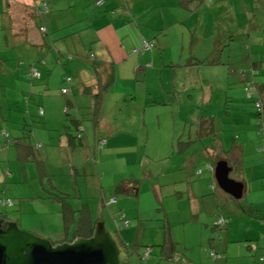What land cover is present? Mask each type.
I'll use <instances>...</instances> for the list:
<instances>
[{"label":"rangeland","instance_id":"rangeland-1","mask_svg":"<svg viewBox=\"0 0 264 264\" xmlns=\"http://www.w3.org/2000/svg\"><path fill=\"white\" fill-rule=\"evenodd\" d=\"M42 1L9 0L6 5V0H0V199L13 201L12 205H0V216L7 215L22 229L52 243L70 240L78 220H87L86 216L92 223L104 222L107 229L119 235L114 220L122 210L109 200L117 197L115 186L133 175L139 180V194L138 198L128 197L134 204L130 210L133 218L124 204L130 224L120 233L131 231L134 252L121 264H150L152 260L144 257L149 247L135 240L138 228L147 234L162 225L173 237L182 238L183 222L189 218V203L178 202L173 188L162 183L164 176L171 174L165 169L176 165L170 159L175 157L173 151L190 142L182 149L191 164L216 143L218 146L204 155L206 158L201 156L204 167L197 170L201 173L199 180L185 185H202L203 194L211 200L208 208L232 215L230 237L246 239L244 243L251 245L250 251L261 260L264 180L253 181L252 187L246 178L253 168L257 174H264L262 165L252 167L248 161L263 156L264 151L255 146L253 153L255 140L244 161L237 155L230 156L229 151L232 141L238 143L233 123L241 121L243 114L250 123L255 114L257 117V113H251L254 102L246 98L248 81L244 77L252 86L264 81V0L220 1L219 12L215 8L218 2L213 0H126L129 6L134 3V8L128 12L127 3L121 5L128 12L117 36L124 54L115 59L108 50V57L99 58L113 71L115 83L102 93L95 109L93 96L80 87L93 83L94 62L98 60L89 55L98 54L101 44L97 30L80 23L89 18L86 12L91 5L99 7L98 1L62 0L66 8L56 11L59 16L54 14L53 28L47 17L50 15L45 13L42 20L36 15V28L24 33L28 12L23 6ZM44 1L48 4L49 0ZM70 5L77 10H71ZM78 7H85L79 20ZM71 15L76 19L70 20ZM39 23L47 26L44 34L38 31ZM36 35L43 41L33 44L31 39ZM143 39L154 46L133 53ZM137 40L140 45L135 48ZM153 48L158 52L162 49L164 65L159 66V58L152 63ZM173 50L176 54L171 58ZM33 68L42 76L28 75ZM251 68L255 71L252 76ZM66 77L71 78L69 84ZM69 85L71 91L61 93L62 87ZM74 95L78 109L69 107L67 114L63 110L66 100ZM236 104L244 108L238 111L233 107ZM206 116L213 118L217 129L208 136L207 127L202 126ZM79 125L81 130L77 131ZM2 129L9 137L1 134ZM253 130L259 131L255 123ZM109 136H114L109 143L111 149L105 140ZM257 136L263 146L264 139ZM219 159L228 160L230 177L245 184L241 198L223 191L214 170L206 168L207 163L215 166ZM211 184L213 190L208 188ZM50 193L64 198L51 200ZM181 197L187 198V194ZM162 200L170 209L168 217L164 216ZM84 224L86 227V221ZM227 231L217 226L214 234L217 238L221 232L225 239ZM172 259L185 258L175 252Z\"/></svg>","mask_w":264,"mask_h":264},{"label":"crops","instance_id":"crops-1","mask_svg":"<svg viewBox=\"0 0 264 264\" xmlns=\"http://www.w3.org/2000/svg\"><path fill=\"white\" fill-rule=\"evenodd\" d=\"M25 1H29V0H25ZM220 1L225 2L227 0H215L216 3L218 2V5L217 4L215 5L217 6L215 8L217 9L218 12L221 11V6H219ZM126 3H127L126 0H106L104 4L99 5V7H97L94 3L93 5H91V9H87L86 14L89 16V18L84 19L80 24L84 28L92 26L97 30V34H98L97 41L101 44V47L97 48L98 54L94 55L96 60L101 61V59L99 58L108 57L109 56L108 50L110 51L112 57H115V59H118L124 54V51L121 50L120 42L117 36H118L119 31L124 27L125 23L127 22L125 19L126 18L125 16L128 15L129 8L131 9L134 8V3H130V6L128 3L127 4ZM124 4H126V6L128 5L127 6L128 12L125 11L121 7V5H124ZM28 5L31 8H28ZM28 5L23 6V9H25L28 12V13L26 12L28 14V19L26 21L25 30L23 32L29 34L32 28L34 27L36 28L34 18L36 17V15H38L37 10H35L38 5L37 6L33 5V3L32 4L29 3ZM69 7L71 8V10H74L75 12L76 8L73 5H70ZM65 8L66 7L62 5V0H60L59 4L56 1H52V2H50V0L48 1V12L47 13L50 16L47 15V17H49L50 19V25L52 28H53L54 14L58 15L56 11L57 10L59 11ZM78 9L80 13H78L76 16L79 20L80 17H83L85 13V7H83V10H81L80 7H78ZM111 10H114L113 15L109 13V11ZM76 16L71 15L72 18L70 17V20L76 19ZM40 17H41V20L44 19V16H40ZM95 19L98 21L101 20V23L98 21H95ZM41 24H42L41 26H44L45 30H47V26H45L44 23H41ZM96 24H100V27L102 29L99 27V25L95 26ZM39 26H40V23L38 25L39 33L44 34L46 31L42 32L39 29ZM110 30H112L111 33H109ZM17 32H20V31H17ZM106 32L109 34H106ZM40 37H38V35L34 36L31 39L33 44L41 43L43 40L39 39ZM138 44H139L138 40L134 42V46L136 45L135 48L140 45ZM160 51L158 52L157 48H153L150 51V56L152 58L153 64L155 63V60L159 58L160 61L158 62V64L159 66H162L164 65L163 64L164 61H162L163 60L162 49H160ZM173 51L174 52H172L171 58H173V56H175L176 54L175 50ZM178 52L180 53L179 50ZM182 55H183V51H181L180 56ZM104 66L106 67V64ZM29 71L27 72V74H29ZM115 79H116V76H115ZM245 79H247L246 75L244 77V80ZM95 82L96 80L94 78L93 83L84 84V85L94 84ZM43 83L45 84V82ZM114 83H115V80H113V84ZM263 84H264V81H260L257 86L263 85ZM80 88H81V91L83 92V84H82V87ZM76 97L77 96L74 95L72 96V99H67L69 100L68 102L71 103L70 107L73 106V109L75 107L77 108V105L75 106V104L77 103ZM83 99H85L84 96H83ZM233 107H235V109L238 111L241 110L239 108H244V106L240 104L233 105ZM246 107L250 108L251 106L248 105ZM252 109L253 111L251 113H256L253 107ZM248 111L249 110H247V112ZM66 113H69V109ZM256 120H257L256 114L252 120V123H250V121L247 120L245 114H243L241 116V121L238 119L236 120V122L233 123L234 124L233 128H235V126L237 127L238 143L232 141V145L229 151L230 156L237 155L239 157V160L244 161L243 159L244 156L249 154L247 149L250 148V144L253 143L254 140L255 142L252 144L253 153L254 151H256V149H254L255 146H258V151H260L259 150V147L261 146L260 138L257 136L258 133L253 130V123L256 124ZM240 124H241V128H240ZM105 140H106L107 148L111 149V147H109V143L110 141L114 140V136H109V139L106 137ZM67 145H68V142H67ZM216 146L218 145L216 144ZM250 150L252 149L250 148ZM209 151L210 149L208 147V149H206L205 151V154L201 153L195 157V162L196 161L199 162L197 164H195V162H192L191 164L187 163V158H186L187 154H185V151H183L182 153L173 151L172 156H175V157L170 158V159H173V161L176 162V165H174L173 167L168 166L165 169V172L167 174L168 173H171V174L164 176L162 183L165 185H170L173 188L175 199L178 202L189 203V211H188L189 218H186L185 221L183 222L182 227H184L183 229L184 235L182 238L173 237L171 234V231L169 230L166 232L165 226H162V225L156 228L149 229L147 234L144 233L145 231H143L141 227L138 228L137 238L135 240L140 245H145L146 247H149L150 251L148 253L147 259L150 261L152 260V263L150 264H264V261H261L260 258L258 259L255 252L252 254L250 249L247 247V244L244 243L246 239L230 237L232 234V228H233L232 215L224 214L222 210L218 213V211L215 208L209 209L208 202H211V200L209 199V196L207 194H203V190L201 188L202 185L197 186L195 185V183L190 184L189 186L185 185V183H187L188 181L199 180L201 173L197 174V170L199 169L200 166H203L204 164L203 162L201 163V156L203 155V157L206 158L204 155L208 154ZM248 161H250L252 167H257L258 164L262 165V169L264 170V155L263 156L257 155L254 159H251ZM244 164H246V162H244ZM242 176H244V174ZM135 179L136 178L133 175H131L129 178L123 179L122 180L123 182H120L119 185H116L115 186L116 190L114 192L117 194V197L114 198L113 202H110V203L115 202V204H118L119 210H122L121 214H123L126 218L128 215L126 213L124 204H126V206L129 208V215L132 216L130 210H131V206L134 204L128 200L129 199L128 197L133 196L135 198H138V194H139V180H138L137 185H135L134 183ZM259 179L264 180V174L263 175L260 173L257 174L255 171V168H253L252 175L251 176L247 175V178H246L247 181L248 180L250 181L252 187H253V181H256ZM208 188L210 190H213L210 187V185ZM128 189L132 190L134 194L129 193ZM119 193L123 194L122 198L119 196ZM50 194L52 197L51 200L57 201L58 195L53 194V193H50ZM181 194L183 195L187 194V198L181 197ZM162 203L164 205L163 207L164 212H165L164 216L168 217L170 213V209L167 206V202L165 200H162ZM250 212H251V208L249 209L248 213ZM219 215H222L221 217L225 219V223L222 226L217 224V226L226 227L228 230L225 233L226 234L225 239H223V235L221 232L217 233V238L214 234L217 226L214 224L212 225V223H214V221ZM118 233L119 235L116 234L117 238L122 240V242H125L126 244H128V246H132L131 249H129V253L134 252L133 245L129 238V234L131 235V231H127L123 234L120 233L119 231ZM145 237H148V239H146ZM180 242L182 243V246H180ZM212 250L217 255L220 254L222 256L221 257L219 256L220 258H217L216 256L212 254L211 252ZM248 250H249V253H248ZM175 252L179 253V255L182 258H185L186 262H183L185 261V259L183 261H181L180 259H178L177 261L173 260L172 254ZM263 254L264 253H261V255Z\"/></svg>","mask_w":264,"mask_h":264},{"label":"water","instance_id":"water-1","mask_svg":"<svg viewBox=\"0 0 264 264\" xmlns=\"http://www.w3.org/2000/svg\"><path fill=\"white\" fill-rule=\"evenodd\" d=\"M213 170L223 191L236 199L243 196L244 184L230 177L231 166L225 159L218 160ZM128 256L102 221L95 223L88 237L53 244L11 218L0 220V264H121Z\"/></svg>","mask_w":264,"mask_h":264},{"label":"trees","instance_id":"trees-1","mask_svg":"<svg viewBox=\"0 0 264 264\" xmlns=\"http://www.w3.org/2000/svg\"><path fill=\"white\" fill-rule=\"evenodd\" d=\"M96 1H98L97 3H98V5H102V4H104V0H96ZM210 1V0H209ZM213 1H215V0H213ZM9 3V0H6V5ZM37 6V5H36ZM44 6L46 7L45 8V10H43V8H44ZM35 10H37V14L38 15H40V16H42L43 14H45V13H47L48 12V4H47V2L46 1H42L41 3H39L38 4V6L36 7V9ZM110 14H114V10H111L110 11ZM44 28L43 30L41 29V28ZM39 29L43 32V31H46L45 30V27L44 26H39ZM145 42H147V43H149L150 45L147 47V48H145L144 47V43ZM154 46V44H152L150 41H147V40H145V39H143L142 40V42H141V46L139 47V48H137V49H134L133 50V53H138V52H144L145 50H148V49H151L152 47ZM56 53H59V51H57ZM89 57L90 58H93V59H95V57H94V55H92V54H90L89 55ZM96 60V59H95ZM105 65V63L103 62V61H100V60H98V61H95L94 62V76H95V80H96V82L94 83V84H90V85H84L83 86V92H85V93H87V94H91L92 96H93V98H94V109H95V107H96V105L99 103V100H100V97H101V95H102V93L103 92H105L111 85H112V83H113V80H114V73H112L113 71H109V69L107 68V67H105L104 66ZM37 69V68H36ZM40 73V72H39ZM255 73V71L251 68V70L249 71V74L252 76V74H254ZM29 75V74H28ZM30 76H32V75H30ZM39 76H41V73L39 74ZM39 76H32V77H39ZM245 80H247L248 82H250L251 83V81H249V79H245ZM65 81L69 84L70 83V81H71V78L70 77H66L65 78ZM247 82V83H248ZM45 86H47V85H45ZM253 87H254V91L256 92V94L254 95V94H252V97H247V95H246V98L247 99H249V100H252L254 103H255V101H256V99H260L261 101H263L264 102V84L263 85H259V86H257V84L255 83L254 85H253ZM262 87V88H261ZM260 88V89H259ZM259 90V91H258ZM71 91V87H70V85H69V87H62V90H61V93H63V94H66L67 92H70ZM260 92V93H259ZM69 100H67L66 101V106H65V108H64V112H67L68 111V109H69V107H70V102H68ZM71 101V100H70ZM68 105H69V107H68ZM254 107H255V105H254ZM41 110H42V112H41ZM255 112L257 113V120H256V124H257V126H259V131H258V134L263 138V135H262V131H261V127H260V122L262 121V120H264V113L263 114H261L260 112H258L257 111V109H256V107H255ZM39 114L40 115H43L44 114V109L43 108H40L39 109ZM68 114V113H67ZM201 117H203V116H201ZM71 120L73 121V122H76L77 124L79 123L78 122V120L77 119H75V117H73L72 116V118H71ZM202 126L205 128V127H207L206 129H205V132H206V135L208 136V135H212V134H214L215 132H217V129H216V126H215V124H214V120H213V118L212 117H210V116H206V117H204V119L202 120ZM81 128V126L79 125L78 126V128H77V131L78 130H81L80 129ZM2 130H4L5 132H6V130L5 129H2ZM1 130V131H2ZM3 136H5L6 138L7 137H9V133L7 134V135H4L3 133H1ZM77 137V136H76ZM264 139V138H263ZM70 141H71V138H69L68 139V142L70 143ZM188 143H190V142H187V143H185L186 145H184L182 148H186L187 146H188ZM264 145V144H263ZM217 146H216V143H213L212 144V146H211V148H209L210 150L211 149H215ZM180 149L179 151H176V152H179V153H182L185 149ZM264 149V147L263 146H261L260 148H259V150L260 151H264L263 150ZM220 160V159H219ZM207 164H210V163H207ZM211 165V164H210ZM212 166V165H211ZM210 169V168H209ZM135 182V185H137V183H138V180L137 179H135L134 180ZM128 192L129 193H132V194H134L133 193V191L132 190H129L128 189ZM67 196V195H66ZM58 197V199H62V198H64L63 196H57ZM11 201H12V199L11 198H9ZM12 204H13V201H12ZM83 212H85L84 210H83ZM82 212V213H83ZM4 217H7V218H9L7 215H3ZM86 218H88L87 220H84L83 218H81L80 217V220H78V223H77V228H76V230H75V233H74V235H73V237L70 239V240H68V242H71L74 238H76V237H79V236H83V237H88V236H90L91 234H92V232H93V230H94V226H95V223L98 221V220H95L93 223L91 222V221H89V217L88 216H86ZM124 219H127L128 220V218H126L124 215L122 216V215H120L119 216V219H115L114 220V222L116 223V224H120L121 223V221L122 220H124ZM86 221V227H84L85 226V224H84V222ZM129 221V220H128ZM130 224V223H129ZM223 225V224H222ZM222 225H220V226H222ZM128 227H129V225H128ZM122 229H124V228H122ZM121 229V230H122ZM118 230V229H117ZM120 231V230H119ZM117 236V235H116ZM118 239V241H119V243H120V245H121V248L126 252V254L127 255H130V253H129V249H131V247L132 246H128V244H126L125 242H122V240H120L119 238H117ZM63 242V241H62ZM56 243H60V242H56ZM56 243H53V244H56ZM247 247L250 249L251 248V245H249V244H247ZM216 254V253H215ZM261 261H264V256H261ZM183 262H186V259H185V261H183Z\"/></svg>","mask_w":264,"mask_h":264},{"label":"built area","instance_id":"built-area-1","mask_svg":"<svg viewBox=\"0 0 264 264\" xmlns=\"http://www.w3.org/2000/svg\"><path fill=\"white\" fill-rule=\"evenodd\" d=\"M45 6L43 8V10H45ZM42 30L44 29L43 27L41 28ZM144 47L147 48L150 44L145 42L144 44ZM39 71L36 69V68H33L29 71V75H32V76H39ZM253 91H254V87L251 85L250 82H248L247 86H246V95L247 97H252V94H253ZM256 109L258 112H260L261 114L264 113V102L261 101L260 99H256L255 103H254ZM42 112V110H41ZM260 127H261V131H262V135H263V138H264V120H262L260 122ZM1 133H3L4 135H7L8 133L5 132L4 130L1 131ZM264 147V145H263ZM264 150V149H263ZM206 167L210 170L213 169V167L210 165V164H206ZM211 188H213V185L210 186ZM114 201V198L110 199L109 202H113ZM0 205L1 206H5V205H12V201L9 199V198H3V199H0ZM123 216V214H121ZM225 223V219L222 218V217H219V219L217 220V223L216 225H222ZM129 225V221L127 219H124L121 221L120 224H116V227L118 230H121L122 228H127ZM148 253H149V248L145 251V254H144V257L147 258L148 256ZM212 254L214 256H220L215 254V252H212Z\"/></svg>","mask_w":264,"mask_h":264},{"label":"flooded vegetation","instance_id":"flooded-vegetation-1","mask_svg":"<svg viewBox=\"0 0 264 264\" xmlns=\"http://www.w3.org/2000/svg\"><path fill=\"white\" fill-rule=\"evenodd\" d=\"M225 160H226V159H225ZM226 161H227L228 164H229V161H228V160H226ZM229 165H230V164H229ZM1 219H3V220L5 221V220L10 219V218H7V217H4L3 215H1V216H0V220H1Z\"/></svg>","mask_w":264,"mask_h":264},{"label":"clouds","instance_id":"clouds-1","mask_svg":"<svg viewBox=\"0 0 264 264\" xmlns=\"http://www.w3.org/2000/svg\"><path fill=\"white\" fill-rule=\"evenodd\" d=\"M212 167L214 168V166H212ZM211 170H213V169H211ZM211 185H213V184H211ZM211 185H210V186H211ZM213 188H214V185H213Z\"/></svg>","mask_w":264,"mask_h":264}]
</instances>
